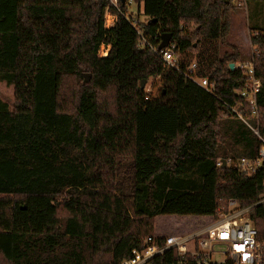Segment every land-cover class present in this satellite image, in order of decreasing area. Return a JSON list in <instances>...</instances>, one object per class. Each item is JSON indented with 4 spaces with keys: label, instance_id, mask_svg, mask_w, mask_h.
Instances as JSON below:
<instances>
[{
    "label": "trees",
    "instance_id": "obj_1",
    "mask_svg": "<svg viewBox=\"0 0 264 264\" xmlns=\"http://www.w3.org/2000/svg\"><path fill=\"white\" fill-rule=\"evenodd\" d=\"M128 1L118 11L108 0H0V81L14 89L12 108L0 99V264H120L144 239L170 234L175 223L159 232L157 218H196L171 232L187 233L230 199L253 206L264 240V164L251 177L236 166L257 156L258 138L224 110L243 102L246 81L230 68L242 61L237 46L220 54L235 1L132 0L147 16L136 27ZM255 29L264 134V31ZM164 36L179 70L150 47ZM193 62L214 94L185 76ZM151 78L162 87L147 99Z\"/></svg>",
    "mask_w": 264,
    "mask_h": 264
},
{
    "label": "built area",
    "instance_id": "obj_2",
    "mask_svg": "<svg viewBox=\"0 0 264 264\" xmlns=\"http://www.w3.org/2000/svg\"><path fill=\"white\" fill-rule=\"evenodd\" d=\"M110 6L120 11L119 0H108ZM239 8H247L246 0H234ZM128 5L132 4L129 0ZM125 17L137 23L129 14ZM116 16L107 10L105 15L106 27L114 24ZM143 38V32L138 30ZM140 47H143L141 41ZM168 67L180 69L179 57L173 46H167L161 50L150 45ZM105 52L100 56H106L109 48L104 45L101 49ZM101 51V50H100ZM242 70L245 85L238 94L243 102L226 104L228 112L233 113L243 121L257 136L259 142L258 154L255 158L242 157L237 161L240 172L251 177L264 164V134L260 128V108L258 94L261 90V80L256 75L253 55L250 59L242 60L235 65ZM197 63L188 66L184 74L187 78L197 83L207 92L214 94L213 82L208 77L197 75ZM147 99L151 96V89H147ZM247 109L250 110L252 121L247 117ZM224 159L218 158L216 165L223 166ZM226 166H232L233 161L225 160ZM264 203V189L257 204ZM253 206L242 207L235 199H230L227 209L221 211L211 220L201 224L187 233H170L166 235L150 236L143 241L141 248H134L131 256L125 258L120 264H264V240H260L258 230L249 217Z\"/></svg>",
    "mask_w": 264,
    "mask_h": 264
},
{
    "label": "rangeland",
    "instance_id": "obj_3",
    "mask_svg": "<svg viewBox=\"0 0 264 264\" xmlns=\"http://www.w3.org/2000/svg\"><path fill=\"white\" fill-rule=\"evenodd\" d=\"M128 14L132 16L134 21L138 24L145 22L147 16L143 13L142 9L139 8L138 4L132 1V4L128 5ZM137 24V25H138ZM264 31V2H249L247 8H236L232 13L231 29L227 37L228 45L220 46V54L230 49V45H235L240 51L241 60L250 59L255 51L251 42V34L258 31L257 29ZM105 50L102 48L100 54L104 53ZM88 74V73H85ZM88 76H90L88 74ZM85 79V78H84ZM90 79V77H89ZM162 87L160 78H151L146 86L151 89V95L156 97L159 95V91ZM0 99L6 101L12 108L14 105V89L12 86L7 85L5 82L0 81ZM193 218V217H192ZM193 219H179L171 217L157 218V230L162 232L164 229H168L170 225L172 228L171 232L178 231L176 227L188 228L189 222L194 221ZM172 223H170V222ZM168 222V223H167ZM179 223V225H176ZM163 227V230H162Z\"/></svg>",
    "mask_w": 264,
    "mask_h": 264
},
{
    "label": "water",
    "instance_id": "obj_4",
    "mask_svg": "<svg viewBox=\"0 0 264 264\" xmlns=\"http://www.w3.org/2000/svg\"><path fill=\"white\" fill-rule=\"evenodd\" d=\"M122 1H123V3H124V0H122ZM169 44H170V36H164V37H163V40L161 41V43H160L159 46H158V49L161 50V49H163V48H166L167 46H169ZM230 68L233 70V69L235 68V63H231V64H230ZM84 78H85L84 84H88V83L90 82V79H89L88 74H84ZM145 85H146V80H144V81L142 82L141 87L144 88ZM224 110H225V111H228L226 107H224ZM222 167H223V168L226 167V162H225V160H224V162H223V166H222Z\"/></svg>",
    "mask_w": 264,
    "mask_h": 264
}]
</instances>
